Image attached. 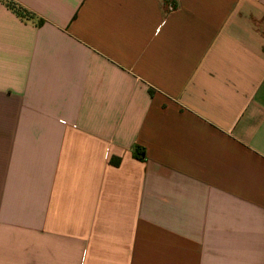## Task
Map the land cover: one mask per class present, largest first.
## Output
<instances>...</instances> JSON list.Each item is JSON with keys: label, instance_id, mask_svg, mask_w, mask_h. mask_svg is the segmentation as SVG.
Listing matches in <instances>:
<instances>
[{"label": "crops", "instance_id": "1", "mask_svg": "<svg viewBox=\"0 0 264 264\" xmlns=\"http://www.w3.org/2000/svg\"><path fill=\"white\" fill-rule=\"evenodd\" d=\"M0 264H264V0H0Z\"/></svg>", "mask_w": 264, "mask_h": 264}, {"label": "trees", "instance_id": "2", "mask_svg": "<svg viewBox=\"0 0 264 264\" xmlns=\"http://www.w3.org/2000/svg\"><path fill=\"white\" fill-rule=\"evenodd\" d=\"M9 7L11 8H16L15 6H13L11 3H9L8 5ZM20 12V10H19ZM137 158H140V159H145V152L141 151L140 149H137V153L135 154ZM112 163L113 164H119V160L116 161V160H112Z\"/></svg>", "mask_w": 264, "mask_h": 264}]
</instances>
